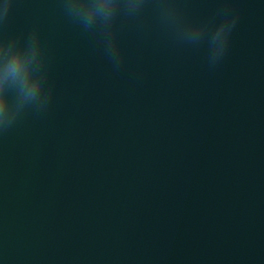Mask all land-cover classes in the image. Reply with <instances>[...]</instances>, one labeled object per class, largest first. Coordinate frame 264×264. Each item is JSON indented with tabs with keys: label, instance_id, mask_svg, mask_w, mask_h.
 I'll return each mask as SVG.
<instances>
[{
	"label": "water",
	"instance_id": "95a60500",
	"mask_svg": "<svg viewBox=\"0 0 264 264\" xmlns=\"http://www.w3.org/2000/svg\"><path fill=\"white\" fill-rule=\"evenodd\" d=\"M155 2L115 67L61 0H13L0 34L39 29L52 94L0 129V264H264V0H178L224 41L201 91Z\"/></svg>",
	"mask_w": 264,
	"mask_h": 264
},
{
	"label": "clouds",
	"instance_id": "9594fccd",
	"mask_svg": "<svg viewBox=\"0 0 264 264\" xmlns=\"http://www.w3.org/2000/svg\"><path fill=\"white\" fill-rule=\"evenodd\" d=\"M13 0H0V22L12 8ZM149 0H61L65 15L83 29L96 33L105 55L115 67L123 60L117 20L137 17ZM160 26L180 43L202 46L203 52L193 68V87L203 90L211 81L224 41L208 35L209 18H192L178 0H156ZM47 55L37 27L26 37L0 34V129L12 125L27 109L44 108L52 88L48 83Z\"/></svg>",
	"mask_w": 264,
	"mask_h": 264
}]
</instances>
